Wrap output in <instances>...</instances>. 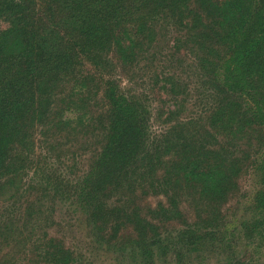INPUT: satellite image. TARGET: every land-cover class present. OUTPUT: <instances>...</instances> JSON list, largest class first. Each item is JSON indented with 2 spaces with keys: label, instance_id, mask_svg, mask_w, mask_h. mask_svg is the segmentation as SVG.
Returning <instances> with one entry per match:
<instances>
[{
  "label": "trees",
  "instance_id": "obj_1",
  "mask_svg": "<svg viewBox=\"0 0 264 264\" xmlns=\"http://www.w3.org/2000/svg\"><path fill=\"white\" fill-rule=\"evenodd\" d=\"M145 52L167 54L159 73L175 97L155 134L147 101L118 75ZM193 94L199 110L181 116ZM263 126L264 0H0V264H77L50 231L65 200L101 242L128 230L124 250L147 260H205L230 242L222 207L249 171L259 188L240 233L262 240ZM46 127L78 139L85 168L36 176L26 192Z\"/></svg>",
  "mask_w": 264,
  "mask_h": 264
},
{
  "label": "rangeland",
  "instance_id": "obj_2",
  "mask_svg": "<svg viewBox=\"0 0 264 264\" xmlns=\"http://www.w3.org/2000/svg\"><path fill=\"white\" fill-rule=\"evenodd\" d=\"M6 26V24H5ZM175 35V34H174ZM171 36V35H170ZM169 44L170 38H169ZM165 43H162L155 48L159 50H167ZM167 55H160V57L153 62L150 60V56L145 52L141 61L136 68L125 72H119L118 75L123 78V83L128 82L134 91L143 95V98L147 101L151 109V117L149 120L150 131L155 134L160 132L165 124L167 118L166 107H172L174 103V95H166V90L162 88L161 72L165 69L167 62L163 60V57ZM181 69V67H180ZM172 70V68H171ZM183 77L188 79L191 84L194 82L193 77H187V73L181 72ZM131 78L133 81H129ZM195 94L189 96V103L187 110L182 115L194 110L198 111L200 106L194 104ZM173 100V101H172ZM193 101V103H192ZM202 103V102H201ZM204 103V102H203ZM192 104V106H191ZM49 130V127L44 129L40 128L34 135V151L32 155L31 169L27 174H24V185L26 192H29V187L34 186L33 181H36V176L44 178L46 175H50L51 172L61 173L69 176L79 174L83 171L86 164L85 150L81 146L78 139H56L45 138L43 133ZM264 130V126H263ZM57 146V151L52 150V146ZM34 156V157H33ZM39 162V167L36 168V162ZM35 171V173H34ZM32 179V183L30 181ZM68 179V178H67ZM69 180V179H68ZM256 175L249 171L244 173L239 178L238 190L233 193L228 201L224 204L223 211L225 213L226 221L228 222V236L229 243L224 244L222 247H214L206 256L205 260H198L190 255H186L183 258L182 264H232V262L252 261V263L264 264V237L255 239L254 242L245 244V240L240 233V222L244 218H250L252 210L251 203L253 195L258 187ZM157 200V196L148 197V203L153 205ZM70 200L59 202L56 207L54 206L55 224H52L50 231L53 235L64 240L65 244L76 252L79 261L77 264H178L174 261L173 253L167 252L166 257L159 259L153 258V260H147L141 257L134 249L124 250V246L131 236V232L123 230L120 232V242L102 240V242L96 238V236L88 230V228L81 222L79 212L69 204ZM7 205H0V215L5 211ZM10 209L20 211L14 206H9ZM49 211V210H48ZM180 224L177 222H170L168 224L169 229H175ZM127 247V246H126ZM231 257V258H230ZM23 262V261H22ZM31 264V261H29Z\"/></svg>",
  "mask_w": 264,
  "mask_h": 264
}]
</instances>
